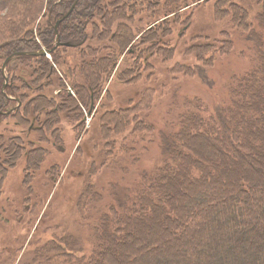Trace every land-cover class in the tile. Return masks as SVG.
<instances>
[{"label": "trees", "instance_id": "trees-1", "mask_svg": "<svg viewBox=\"0 0 264 264\" xmlns=\"http://www.w3.org/2000/svg\"><path fill=\"white\" fill-rule=\"evenodd\" d=\"M45 1L49 6V18L35 30H28L18 21L0 20V61L5 63L14 56L5 71L3 63H0V111L8 105L7 97L12 98L15 94L13 86L7 89L5 85L8 74L12 82L20 81L26 87L32 86L29 80L23 83L19 76L14 75L18 66L37 60L41 67L44 65L40 70L51 74L55 73L54 63L62 66L55 57L50 61L46 56L37 55L42 48L54 49L58 21L61 20L58 25L61 40L75 39L76 42L84 38L81 34L72 33L78 29L74 23H80L81 30L84 23H90L94 18V9L98 14H104V36L112 24L122 22L121 26H116L117 49L105 48L108 53L99 57L100 49H93L87 54L93 61L83 65L75 75H68L65 69L67 75L62 73L65 78L58 87L64 90L62 99H65V104L56 103L58 109L51 108L52 113H47L49 119L46 123L62 122L63 118H59L57 113L65 110L68 111L66 119L72 126H77L76 131H83L85 127L84 110L88 108V112L93 114L100 92L114 73L124 47L131 46L129 53L135 63L131 64L130 71L123 69L114 73L117 77L112 85L149 83L154 76L153 61H157L156 58L172 61V56H175L172 39L167 37L171 33L172 18L178 20L181 10L189 8L188 5L200 4L193 0H136L138 6L145 5L150 14L154 7L159 6L163 15L157 24L140 31L130 24L133 22L130 18L131 3L135 0ZM250 1L218 0L215 4V21L231 17L233 27L247 33L257 58L256 69L238 80L230 102L217 107L210 118L190 108L195 106V101L187 102L189 109L180 115L178 128L163 134L161 166L136 180L133 178L127 194H112V201L106 204L107 210L102 211L103 215L96 223L91 256H77L78 250L74 252L75 245L65 236L60 240L50 239L41 249L49 254L36 256L34 264H49L52 259L57 264H264V0ZM13 6L29 13L39 12L44 0H0V13ZM252 13L256 14V26V21L250 19ZM117 16L123 20L117 21L114 18ZM99 28L105 30L100 24ZM141 34L143 37L139 38ZM195 36V40L201 37ZM197 46L188 51L195 50L193 54L197 58L200 52L214 47ZM219 51L223 53L220 48ZM197 71L202 75L204 70L181 63L171 70L173 74L185 77H194ZM130 72L131 79L128 80ZM68 87L72 88L73 94L67 90ZM144 88L150 98L153 90L147 86ZM109 100H112L111 96ZM135 103L132 108L107 109L102 116L103 124L110 129L113 126L115 130L118 129L116 125H134L136 136L139 132L150 131L151 128L141 118L150 101ZM36 105L33 111H45L49 104L42 100ZM108 130L106 128L105 133ZM101 132L99 137L93 134L92 142L101 138ZM105 136L108 141L109 136ZM10 146L8 157L0 158V173L4 177L7 171L4 167L13 164L18 153L14 141ZM36 149V153L28 156L29 170L38 169L45 159V150ZM54 176H47L45 183L49 182V177L55 180ZM29 177L32 176H27L28 182L24 183L29 185L31 182L29 193L45 187L38 179L34 182V177L29 181ZM93 177L92 172L89 181ZM94 184L91 182L88 189H84L82 200L93 195L89 188ZM29 215V223L33 225L38 217L36 208Z\"/></svg>", "mask_w": 264, "mask_h": 264}, {"label": "rangeland", "instance_id": "rangeland-1", "mask_svg": "<svg viewBox=\"0 0 264 264\" xmlns=\"http://www.w3.org/2000/svg\"><path fill=\"white\" fill-rule=\"evenodd\" d=\"M193 1L200 4L194 7L188 5L189 8L181 10L178 20L172 18L171 33L167 37L172 39L175 56H172V61L161 58L153 61L154 76L149 83L142 84L143 81H140L135 86L112 85L117 77L114 73L123 69L130 71L131 64L135 63L129 53L131 46L124 47L114 73L100 92L93 114L88 112V108L84 110L87 121L83 131H76L77 126L69 125L65 117L68 111L57 113L63 120L56 124L46 123L49 119L47 113H52L51 108H57L56 103L65 104V99H62L64 90L58 87L65 78L64 69L68 75L73 76L83 65L93 61L87 55L91 50L100 49L99 57L108 53L105 48L117 49L116 26H121L122 22L114 25L112 22L108 34L104 36V14H98L97 9H94V18L90 23H84L81 30V24L74 23L78 29L72 33L81 34L84 38L77 46H60L51 52L42 48L38 52L39 56H46L50 61L55 57L62 64H53L54 74L40 70L44 65L41 67L37 60H32L14 71V75L19 76L23 83H28L29 80L32 86L26 87L20 81L12 82L9 74L6 76L5 85L7 89L13 86L15 94L12 98L7 97L8 105L0 111V158L8 157L12 141L17 144L18 153L14 163L9 164L8 168L4 167L7 170L5 177L0 173V264H34L36 256L49 254L47 250L45 253L41 249L50 239L60 240L65 236H68V242L75 245L74 252L78 250L77 256H91L97 233L96 223L103 215L102 211L107 210L106 204L112 201V194H127L133 178L136 180L161 166L163 134L178 128L180 115L189 109L187 102L195 101V106L190 108L196 109L205 118H210L217 107L230 102L232 90L237 86L238 80L256 69L257 58L253 43L248 41L244 29L234 28L231 17L215 21V4L218 0ZM48 8L45 0L39 12L29 13L17 6L6 7L0 13V20L18 21L27 26L28 30H35L49 18ZM154 8L150 14L145 5L138 6L136 0L131 3L130 18L133 22L130 24L135 30H147L163 18L159 6ZM114 18L117 21L123 20L119 16ZM250 19L255 22L256 14L252 13ZM99 24L105 30H101ZM256 25L257 21L254 23ZM197 34L201 37L195 40ZM57 44L56 35L55 49ZM198 44L214 47L203 51L204 53L200 52L197 58L193 54L195 50L191 53L188 51ZM217 47L223 53L218 52ZM42 52H46V55ZM0 63L4 65L3 61ZM178 63L203 68V74L197 71L194 77L175 75L171 70ZM6 74L7 71L4 72ZM127 76L130 80L131 72ZM145 86L153 90L150 98ZM110 96L112 100H109ZM42 100H47L49 104L45 111H33ZM139 100L150 101L148 110L141 113V118L151 128L150 131L139 132L136 136L134 125H116L118 129L115 130V127L110 129L107 124H103L102 116L107 109L132 108ZM106 128L109 129L107 133ZM99 131L104 134L101 132V138L92 142L91 137L93 134L99 137ZM105 134L109 136L108 141ZM36 148L45 150V159L38 169L29 170L28 156L36 153ZM90 172L94 174L91 181ZM29 175L36 178L33 179L34 182L38 179L45 187L29 193L31 182L29 185L24 184L28 182L26 177ZM51 175H55V180L49 177V182L45 183L47 176ZM31 178L29 177V181ZM91 182L95 183L89 188L93 195L82 200L84 189H88ZM35 208L38 217L31 225L29 213ZM49 264L57 262L52 259Z\"/></svg>", "mask_w": 264, "mask_h": 264}, {"label": "flooded vegetation", "instance_id": "flooded-vegetation-1", "mask_svg": "<svg viewBox=\"0 0 264 264\" xmlns=\"http://www.w3.org/2000/svg\"><path fill=\"white\" fill-rule=\"evenodd\" d=\"M76 2H77V1H75V3H76ZM73 10H74V7L71 8V10H70L69 13H71ZM59 22L61 23V20L58 21L57 24H58ZM60 23H59V24H60ZM57 34H58V29H57ZM58 36H59V34H58ZM68 40H69V39L62 41L61 38H60V36H59L58 44H57L58 46L56 47V49L59 48L60 46H66L67 48H73V47L77 46V44L80 43V42H76L75 39H72L71 42L68 41ZM56 49H55V50H56ZM55 50H53V51H55ZM37 55H38V53H37ZM68 88H70V87H68ZM68 88H67V90H68ZM68 91H69L70 93L73 94V90H72V88H70ZM66 121H68L69 125H71V122H70L69 120H66ZM85 121H87V119H85Z\"/></svg>", "mask_w": 264, "mask_h": 264}, {"label": "water", "instance_id": "water-1", "mask_svg": "<svg viewBox=\"0 0 264 264\" xmlns=\"http://www.w3.org/2000/svg\"><path fill=\"white\" fill-rule=\"evenodd\" d=\"M60 23V22H59ZM59 23L57 24V26H56V35L58 36V34H57V29H58V25H59ZM58 39H59V36H58ZM58 45H56V47H57ZM55 49V48H54ZM53 49V50H54ZM53 50H50V52L51 51H53ZM42 54L43 55H46V52H42ZM12 57H14V56H11V57H9L6 61H5V63H4V65H3V70L5 71V69H6V67H7V65H8V63H9V61L12 59Z\"/></svg>", "mask_w": 264, "mask_h": 264}]
</instances>
